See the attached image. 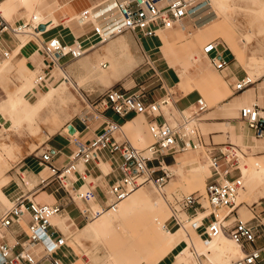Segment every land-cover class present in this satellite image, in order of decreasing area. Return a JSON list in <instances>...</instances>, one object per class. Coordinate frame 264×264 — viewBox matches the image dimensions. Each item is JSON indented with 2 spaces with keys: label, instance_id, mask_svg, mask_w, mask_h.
<instances>
[{
  "label": "crops",
  "instance_id": "0c3cea01",
  "mask_svg": "<svg viewBox=\"0 0 264 264\" xmlns=\"http://www.w3.org/2000/svg\"><path fill=\"white\" fill-rule=\"evenodd\" d=\"M126 1L128 2L129 0H0V15L8 25L7 32L0 34V59L2 58L1 52H8L9 57L13 52L18 50L14 60H12L13 62L23 59L25 67L33 75L36 73L38 76L45 75L44 80L39 84L34 83L31 89V92L36 94L35 98L48 92L54 85L58 87L62 83L65 89H67V84H69L80 93V103H82L80 112L73 114L71 119L65 121L58 130L47 135L33 149L32 153L25 154L18 161L17 171L24 175L25 181L27 182L26 187L20 183L19 177L16 176V179H11L7 182L4 186L6 189L3 190L10 205L17 196L24 194L31 201L39 204H58L63 206V214L51 219L52 226L50 229V232H53L51 237L52 242L58 238L64 239V245L52 255V257L60 260L62 264H78V262L79 264H86L85 261L77 257L78 254L73 248L71 236L65 235L60 228L66 223V229L77 230L82 227L80 231L84 234V229L91 223H88V221L93 219L89 217L84 218L79 210L90 208L91 210H102L103 213L107 211L114 213L117 210H129L140 203L142 204V202L143 208H147L148 200L141 195H135L128 201L125 199V202L119 205V207L116 206L117 203L113 204L108 191L121 177L119 172L121 157L118 152L110 153L108 150H101L98 152L96 160L86 164L78 163V171L73 172L67 178L69 183L68 192L62 188L58 181L50 176L47 166L39 161L40 155L48 151L51 155L52 165L55 167L66 165L76 148L73 141L76 140L82 144H89L104 127L105 121L103 118L97 119L92 117L97 112H102L107 120L117 122L121 126L120 132L114 135V139L118 142L127 141L132 145L130 138L134 140L133 132L123 127L128 122L139 124L138 126L141 127L144 140L143 143L139 144L141 146L138 149H143L147 145L145 142L144 124L147 126V123L151 120L157 124H175L180 120L181 114H192L196 110L197 100L202 98L205 102L206 99L210 101V104L205 102L206 109L198 116V127L204 142L213 145L229 143L233 147L235 155L242 153L244 158L252 157V159L261 161L264 164V136L256 138L253 130L249 129L239 116L240 108L251 104H255L259 108L261 115L264 116V79L261 81L256 79L244 90L236 91L235 85L247 75L238 70L237 66L226 58L223 51H218L217 53L227 60L228 64L226 68L220 71L216 70L210 62L212 55L206 56L203 54V58L197 56L198 60L194 62L196 64H193L192 61L190 62L191 65L187 66L185 72H188L189 75L187 76L188 80H186L184 77L185 74L182 72V68L184 67L183 60L180 61V64H171L167 59V53L161 50V45H166L167 43L166 37L173 41L169 34H163V31H157L155 36L147 37L140 31L126 30L113 36L109 39L110 42L107 40L103 45L88 46L84 54L79 58H64L60 62L61 69H59L62 76L54 78L52 68L49 67V61L40 50L41 43L53 36H60L62 42L66 45H72L74 41L79 42L84 40L85 37L92 33V26L91 24L81 25V22L76 17L86 10L93 12L101 5L107 6L106 12L116 14L118 5ZM97 21L101 22L102 18H97ZM192 25L194 23L190 20V14H188L179 25L177 24L171 28V32L177 35L175 36L176 39L187 38L188 35H185L184 31ZM37 26H39V32H41L39 34L36 28ZM17 27H20V33H13L11 30ZM178 28L181 30L182 28L185 29L180 31ZM24 31H29L32 38L35 39H29L27 41L21 40L20 37L24 35ZM142 38L152 39L155 43L151 47L145 48L142 44ZM120 43H125L134 56L141 53L144 54L145 58L142 60L143 62L135 57L137 59L135 68L142 64L144 66L140 74L144 78L136 82L135 79L137 78L134 76L128 84L125 81L118 86L117 84L122 78L119 80L111 79L108 83L103 82L97 77L86 78L88 77L89 63H94L98 60L99 56L106 52V49H111L115 52V45ZM201 61L202 65L199 66L198 64ZM207 61L210 67L218 74L219 79L207 77ZM103 64L105 67H101L107 68L106 62ZM202 71L206 77L205 80L203 79V75H201ZM51 80L53 83L49 84L51 86L50 88L48 86L43 92L36 90L38 85H42L43 83L48 84ZM80 82L82 84L79 86L78 83ZM139 85L146 88L144 104L157 103L164 98L168 99V105L161 106L158 115L154 118L146 114H135L122 119L111 110H102L99 105L94 103L96 97L109 88L133 89ZM55 97L56 95L52 97L49 103ZM6 101L7 99L0 101V105ZM5 108L4 114L15 113L13 107L10 105ZM69 126H72L74 129L72 134L68 133L67 128ZM201 129L205 132V135ZM137 134L140 135L141 131H138ZM176 144L177 146H181L182 142L177 141ZM191 151L199 152L202 155V160H205L201 150ZM184 152L165 154L161 157V167L170 173L169 168L177 165V160L180 159L181 154ZM238 158L240 163V157ZM147 165L149 168H156L158 170L154 176L161 174V171L158 169V160L148 162ZM83 173L86 175V181H90V184L81 180ZM209 175L210 169L208 168V175L205 177V182ZM235 175L237 173H232L231 177ZM42 180L43 182H41ZM89 188L93 189L94 192V199L89 203L77 199L73 202L69 200L68 193L70 196H73L77 190L83 192ZM0 203V205H4L2 202ZM262 203L264 202H252L249 205L252 215L262 213V210H258L257 212L254 210ZM175 209L178 210L177 207ZM180 212L190 215L189 212ZM180 212L177 214L178 218ZM61 219H65V221L62 223L60 221ZM169 219L171 220L167 222L165 227L169 231L175 230L177 225L172 215ZM28 223L29 216L25 214L18 224H12L4 231L6 242L14 246L13 252H18L20 250L19 244L26 241ZM261 240H258L259 243L256 242L253 245H246L248 246L247 248L244 246L243 252L260 246L264 242ZM179 245L180 243L157 264H170L173 261L170 260V257H173V252ZM37 247L41 249L40 251L43 250L42 246ZM40 251H36V253L41 254ZM39 256H37V259ZM134 262H137V259L127 254V264H134ZM38 264L45 263L39 261Z\"/></svg>",
  "mask_w": 264,
  "mask_h": 264
},
{
  "label": "built area",
  "instance_id": "2783aa9c",
  "mask_svg": "<svg viewBox=\"0 0 264 264\" xmlns=\"http://www.w3.org/2000/svg\"><path fill=\"white\" fill-rule=\"evenodd\" d=\"M193 2L189 0H129L118 5L116 15L118 24H112L108 35L103 34L101 23L91 10H86L79 15L81 25L91 24L92 33L84 40L66 45L60 36H53L41 43L40 50L49 61V67H60V62L66 57L79 58L84 54L88 46H98L113 36L123 31H140L144 36H155L157 31L171 29L180 24L191 12ZM39 32V26L36 27ZM20 27L11 30L20 33ZM8 25L0 15V34L7 32ZM218 52V43L210 41L202 48L206 56L212 55L210 62L213 67L220 71L226 68L228 62ZM4 59L8 58V52H1ZM105 67L104 64L101 65ZM45 78L38 76L36 84ZM252 82L243 78L235 85L236 91H242ZM144 86H136L133 89L112 87L105 90L95 99V104L102 110H111L118 117L125 119L130 115L146 114L154 118L158 115L161 106L168 105V99L164 98L157 103L144 104ZM206 109L202 98L197 100V108L192 114H181L180 120L175 124L147 123V131L151 142L143 149L132 146L129 142H118L114 135L118 134L121 126L114 121L107 120L102 112H97L92 117L103 118L105 123L102 130L89 144H82L74 140L75 151L70 156L69 162L62 167L51 164V155L48 151L43 152L39 161L47 166L50 176L53 177L64 190L67 191L69 183L67 178L73 172H77L78 163L86 164L96 160L98 152L108 150L110 153L118 152L121 157L119 172L121 177L109 189V195L113 204L126 198L132 191L147 183L154 184L160 188L170 173L161 167V157L165 154H175L186 150H201L208 163L210 175L204 186V194H188L180 199H174L172 217L178 228L182 226L177 217L178 212H189V226L204 242H208L221 231L228 233L229 238L243 250L246 245H253L264 237V222L261 214L252 215L248 220L240 219L237 210V197L243 189V180L240 174L239 158L234 154L233 147L229 143L221 145L206 144L198 127V116ZM240 118L247 127L253 130L256 138L264 136V116L255 104L247 105L239 110ZM177 141L182 145L177 146ZM159 161L158 169L160 175L154 176L158 171L149 168L147 163ZM236 171L237 175L231 174ZM20 183L26 187L24 175L17 171ZM231 177V178H230ZM81 180L86 181V175H81ZM43 182V180L41 181ZM68 192V191H67ZM70 201L75 199L89 203L94 199L93 189L89 188L83 192L76 191L73 196L68 193ZM175 207L178 208L175 209ZM113 209V207H112ZM64 208L58 204H39L31 201L27 195L17 196L12 204L0 216V264H62L60 260L52 257L53 253L64 245V239L58 238L52 242L53 232L51 229V218L61 216ZM84 218H98L103 214L102 210H91L83 208L79 210ZM203 213L201 219L197 215ZM29 216L27 227V239L19 244L20 250L13 252L14 246L6 242L4 231L12 224H18L23 216ZM42 246L41 254L36 253V247ZM39 258L37 259V256ZM231 264H264V242L250 251H245L241 258L234 260Z\"/></svg>",
  "mask_w": 264,
  "mask_h": 264
},
{
  "label": "rangeland",
  "instance_id": "374dc122",
  "mask_svg": "<svg viewBox=\"0 0 264 264\" xmlns=\"http://www.w3.org/2000/svg\"><path fill=\"white\" fill-rule=\"evenodd\" d=\"M189 1L204 3V0ZM205 2L203 11L198 15L201 17L193 22L196 27L192 25L189 29L184 31V34L188 35L187 38L176 39L175 36L177 35L172 33L171 29L163 30V34L167 33L173 39L172 41L170 38L166 37V45H161V50L167 53L169 62L171 64H180V61L183 60L184 67L182 68V72L186 75H184L185 79L188 80L187 76L189 73L185 71L187 70V66L191 65L190 62H192L189 59L190 55L194 58L197 56L203 58L202 46L209 41H214L218 43V51H223L226 58L234 63L238 70L253 80H263L264 0H226L228 6L226 10H219L216 0H206ZM178 29L183 31L185 28H182V30L180 28ZM24 37L25 41L35 39L28 36ZM185 41L186 43H184ZM154 43L152 39L142 38V44L145 48L151 47ZM229 46H233V48L237 50V59L231 53ZM16 53L17 50L7 59H0V62L3 61L0 64V101L7 99L4 103L5 107L9 105L13 107L15 113L11 114V116L15 119L19 117L18 129L21 131L17 137L16 134L12 133L11 124L9 123L11 119H7V122L0 120L3 126V130H0V145L3 142L10 143L18 146L20 150H22L20 155L10 160L6 152L0 148V177L6 176L8 181L16 179L18 161L25 154L32 153L33 149L38 146L47 135L58 130L65 121L71 119L73 114H78L82 106V103H80V93L75 90L72 85L70 86L67 84V89L64 88L59 92L55 99L51 103H48L43 110L36 112L29 118H24L22 114L29 109L30 105L35 103L39 96L35 98L36 94L29 92L26 98H24L20 94V89L25 81L30 80L33 82L38 74L36 73L33 75L32 72L25 67L23 59L18 62H13L12 60H14ZM133 57L141 62H143L142 60L145 58L143 53L137 54L136 56L133 55ZM204 59L206 60V58ZM192 63L196 64L194 62ZM198 65H202V61ZM207 66V77L219 79L218 74L210 67L208 61ZM143 67L142 64L132 69L128 75L126 74L119 81L117 86L125 81H127L128 84L134 76L137 78L135 79L136 82L142 80L144 76L142 77L140 74ZM59 68L60 67L52 68L54 78L62 76ZM260 74H262V77L258 76ZM40 75L42 74L40 73ZM201 75H203V71ZM203 79H206L204 75ZM50 83H53L52 80L48 82V84L43 83L42 85H38L36 90L43 92ZM78 84L80 86L82 83L80 82ZM50 87L51 86H49V88ZM53 87H55V85ZM16 90L18 92L14 100L12 94ZM205 102L210 104V101L206 99ZM5 107L1 108V114H4ZM138 125L137 123L133 124V128H137V130L133 132L134 140V134L138 131H141V135L143 136L141 127ZM144 131L146 136L145 142L149 144L151 138L147 131L146 124H144ZM202 132L205 135L203 130ZM134 140L130 138L132 145L140 148L139 146L141 145ZM240 160L238 166L239 170L240 168H247L248 162H257V160L249 157H245L244 159L240 158ZM199 163L206 166L207 171L204 174H201L197 168L193 166V164ZM207 165V161L202 160V155L199 154V152L191 150L185 151L181 154L180 159L177 160V165L169 168L170 176L160 188L155 187L152 183H147L142 185L141 189H138V187V190L132 192L130 198H125L128 201L135 195H141L148 200L147 208H143L142 202V204L140 203L129 210H117L114 213L107 211L99 218L89 220L88 223L91 222L92 226L84 234L80 231L82 227L77 230L66 229V223L61 227L58 226L63 230L65 235L71 236L73 248L78 254L77 257L85 261L86 264H127V254H130L133 258L135 257L137 261H140L139 258H143L144 261L142 260L140 264H157L165 257L162 250H156L160 243L158 239L159 233L162 231L160 226L165 227L167 222L171 220L169 217L172 214L171 208L175 206L174 199H180L191 193L203 195L206 183L205 177L208 175ZM233 173H236V171ZM5 189L6 188L3 187L2 191ZM243 189L239 192L236 201L242 202V207L239 205L237 210L240 219L248 220L252 217L251 207H249V205L252 202H264V178L249 181L248 186L243 182ZM125 199L118 202L116 206L119 207V205H122ZM9 206V203L0 205V215ZM254 210L256 212L262 210L261 218H263L264 222V203ZM188 216V214L180 212L179 218L182 226L172 230V233H177L175 240L178 241L179 239L180 245L173 252V257H170V260H173L170 264H184L186 261H191V258L182 260L179 259L181 256H174L182 247L189 244L187 235H189L192 241L197 238L201 240L204 239L203 236H199V232H195L190 228ZM60 221L63 223L65 219H61ZM165 229L167 228L165 227ZM225 234L228 236V233ZM202 241L204 242V240ZM261 241H264V237ZM257 243L259 242L257 241ZM247 247L248 246H246V248ZM35 249L37 252L41 250L39 247ZM200 261H204L202 257H200ZM233 261L229 262V264ZM203 264L206 263L203 262Z\"/></svg>",
  "mask_w": 264,
  "mask_h": 264
},
{
  "label": "bare ground",
  "instance_id": "6f19581e",
  "mask_svg": "<svg viewBox=\"0 0 264 264\" xmlns=\"http://www.w3.org/2000/svg\"><path fill=\"white\" fill-rule=\"evenodd\" d=\"M205 1L206 0L203 1L204 3H202V2L201 3H194L193 2L192 10L189 13L191 21L194 22L196 19H199V17H201L198 15L200 12L203 11V6L206 3ZM216 1H217V6H218L219 10H226L228 8L226 0H216ZM106 8H107L106 5H101L93 11V14L97 18L100 17V18H102V20H107V21H104L103 23H101V22H98V23H101V26H102L103 31H104L103 34L108 35L109 32L111 31L112 24H116V23L118 24L119 18L116 14H113V12H110V13L106 12L105 11ZM209 11H210V9H209ZM261 12H262V10H261ZM76 19L79 20V16L76 17ZM24 36H28V37L32 38L29 31H24V35H21L20 39L24 40V38H25ZM32 42H33V40H32ZM229 49L231 50V53L237 59L238 58L237 50L235 48H233V46H229ZM114 50H115V52H113L111 49H106V52L103 53L102 55H100L98 60H96L94 63H92V62L89 63L90 67L88 69V75H87L89 78L97 77L100 80H102L103 82L108 83V82H110L111 79L119 80V79L123 78L133 68H135V65L137 64V60L134 59L132 53L129 51V49L127 48L125 43H120V44L115 45ZM17 52H18V50H17ZM189 59L193 62L198 60L197 57L194 58L191 55H190ZM16 62H18V61H16ZM104 62H106L107 68L101 67V64H103ZM261 75L262 74H260L258 76H261ZM247 78L251 82L254 81L249 76H247ZM37 80L38 79L35 78V81H33V82L30 80H27L23 83V85L20 89V94L24 98H26V95L29 92H31V89H32L34 83L36 84ZM64 88L65 87H64L63 83L61 86L52 87L48 92L41 95L33 105H30L29 109L24 114H22V116H24V118H29L33 114H35L36 112H39L49 103V101L52 99L53 96L57 95ZM17 90L12 94L14 97V100L17 97V92H18ZM4 106H5L4 103L0 105V120H4L7 122V119L8 120L11 119V121L9 123L11 124L12 133L16 134V136L18 137V135L21 132L18 129L19 128V126H18L19 125V120H18L19 117L15 119V118H12L11 114H1V108ZM0 126H1L0 130H3L2 122L0 123ZM123 128H126L132 132H135L137 130V128H133V124L129 123V122L126 123ZM134 135H135L134 141L136 143H138V144L143 143L144 138L141 134L138 135L136 133ZM0 148L6 152V154L8 155L10 160L14 159L17 155L21 154L20 148L16 145H13L10 143L3 142L0 145ZM237 155L241 159H244V156L242 155V153L237 154ZM0 159H1V155H0ZM247 164H248L247 168H240V174H241L242 180L246 184V186H248L249 181H254L256 179L264 178V164L261 161H257V162L255 161V163L248 162ZM193 166H195L201 174H204L207 171L206 166L204 164H201V163L193 164ZM7 182H8V179L6 176L0 177V202H2L4 205L9 203L5 194L2 191V188L7 184ZM141 188L142 187L140 186L138 189H141ZM138 189H135V190H138ZM246 189H247V187H246ZM134 191H132V192H134ZM243 191H244V189H243ZM130 194L126 198L130 197ZM236 203H237V208L239 205L242 204V202H236ZM203 215H204L203 213L202 214L200 213L196 219L197 220L201 219V217ZM91 226H92V224L90 223L84 229V233L87 232V230H89L91 228ZM160 229L162 230L161 233H159V237H158V239L160 240L159 241L160 243L157 246L156 250L157 249L162 250L164 256H166L167 254H169L171 252V250L174 247H176L180 243V240L179 239H178V241L175 240L177 233H172V231H168L167 229H165L164 226H160ZM226 236L227 235L225 234V232L221 231L218 235L213 237L208 243H204L199 238L192 241L190 239L189 235H187L189 244L182 247V249L180 251H178V253H176L174 256L175 257L181 256L179 259H182V260H188L189 258H191V261H186L184 264H203V262L206 264H229V262L241 258L244 252L240 246L235 244L228 236L227 237ZM200 257H202L204 261L201 262ZM139 260L140 261L134 262V264H136V263L139 264L142 260L144 261L143 258H139Z\"/></svg>",
  "mask_w": 264,
  "mask_h": 264
},
{
  "label": "water",
  "instance_id": "95a60500",
  "mask_svg": "<svg viewBox=\"0 0 264 264\" xmlns=\"http://www.w3.org/2000/svg\"><path fill=\"white\" fill-rule=\"evenodd\" d=\"M67 130H68V133H69V134H72V133L74 132V129H73L72 126H69V127L67 128Z\"/></svg>",
  "mask_w": 264,
  "mask_h": 264
}]
</instances>
